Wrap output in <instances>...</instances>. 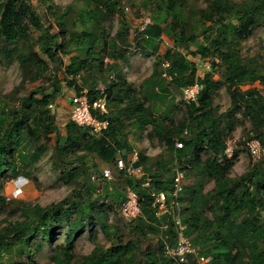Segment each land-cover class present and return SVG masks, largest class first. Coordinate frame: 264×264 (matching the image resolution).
<instances>
[{
    "label": "trees",
    "instance_id": "trees-1",
    "mask_svg": "<svg viewBox=\"0 0 264 264\" xmlns=\"http://www.w3.org/2000/svg\"><path fill=\"white\" fill-rule=\"evenodd\" d=\"M120 2L75 0L58 11L49 6L47 12L54 22L50 27L33 14L29 0L0 2V57L17 60L23 72L21 85L0 99V212L14 207L12 217H6L0 227V264H39L35 253L62 230L64 243L52 259L56 264H73L75 239L86 230L96 237L95 225L104 231L108 228L105 204L120 208L126 195L110 190L98 160L116 166L120 152L125 150L126 157L133 151L125 137L126 120L141 130L152 126V137L174 147L172 157L156 161L153 167L151 158L139 153L136 166L144 172L141 177L118 170L126 188L139 195L141 214L132 222L121 219L128 224V232L115 228L108 247L93 240V250L78 264H197L193 256L183 263L167 255L166 244H176V229L167 216H157L150 195L151 189L170 192L177 164L186 175L189 169L200 170L205 181L214 182V188L204 192L205 181L199 180L180 199L181 208L185 203L181 218L187 235L200 254L211 257L207 264H264V157L234 179L230 177L233 157L226 155L227 132L234 126L232 116L237 111L250 122V139H258L264 147V61L241 52L242 43L264 24V0H207L206 8L195 12L196 27L187 17L188 0H157L141 33L142 48L157 54L164 35L171 42L163 56H156L154 71L143 82L144 99L115 63L106 67L116 71L118 82L96 88L97 75L105 72V59L118 61L125 56L126 38L105 37L103 24L116 14L125 24ZM32 15L37 16L40 32L36 42L26 22ZM53 28L56 33L51 32ZM35 45L50 58L52 68L37 60ZM166 62L169 67L164 70ZM206 62H210L209 72L198 77V69ZM165 71L170 79L163 76ZM83 72L85 82L94 79L89 89L77 86ZM213 73L218 80L212 78ZM28 79L41 83L20 96ZM63 82L74 86L77 95L87 91L91 100L106 94L113 107L107 115L94 114L109 121L107 131L94 135L71 119L64 124V133L59 130L52 108L60 103ZM196 84L200 88L197 99L184 101L185 116L174 123L171 115L178 108L174 89L183 91ZM221 86L230 96L225 112L214 106ZM177 140L184 142L183 148L174 146ZM49 148L52 165L71 189L69 195L47 206L8 200L3 195L5 180L30 176ZM99 174L102 179L98 181ZM146 177L151 178L150 188L145 186ZM164 223L168 224L165 229ZM153 238L157 240L154 246L149 242ZM25 256L26 262L18 260Z\"/></svg>",
    "mask_w": 264,
    "mask_h": 264
},
{
    "label": "rangeland",
    "instance_id": "rangeland-1",
    "mask_svg": "<svg viewBox=\"0 0 264 264\" xmlns=\"http://www.w3.org/2000/svg\"><path fill=\"white\" fill-rule=\"evenodd\" d=\"M3 0H0L2 2ZM120 8L124 11L125 21L124 25L121 21L120 14H116L114 17L105 19L104 27L105 37L116 38L125 37L126 43L124 45L125 56L118 61L105 59V67L101 74L96 77V88L106 89L107 86H112L118 82L116 71L108 70L106 66L111 64H117L118 71L123 73L131 84V86L138 91V96L144 99L142 92L143 82L154 71L156 64V56L164 55L170 44V39L164 35L163 41L159 44V50L157 54L150 50H143V32L145 24L149 23L153 12L156 9L157 0H120ZM242 2L244 0H236ZM32 5L33 14H38L42 19L41 23L44 27L54 26L53 17L47 10L49 6L56 7L57 11L62 10L69 4L75 2V0H29ZM207 6V0H188V14L187 17L191 18L193 25L198 26V18L196 17V11L204 9ZM2 8L0 7V12ZM32 27L30 30L31 38L36 42L40 35L38 28L37 16H29L26 20ZM52 33H56L57 29H51ZM70 35H68L69 37ZM70 38V37H69ZM99 51V48L97 49ZM194 50V47L192 48ZM35 52H37V60L43 62L52 68L53 63L50 58L43 54L37 45H35ZM241 52L243 56L254 57L259 62L264 61V24H259L254 30L252 36L242 43ZM186 54V52H185ZM196 61L198 59H195ZM200 63V60H199ZM209 64H203L197 71V76L202 77L210 68ZM97 70V72H98ZM22 69L17 60L9 62L5 56L0 57V99L8 94H11L14 89L18 88L21 84ZM87 76V75H86ZM84 72L78 78L77 86H83L89 89V84L92 86L94 79L85 82ZM212 78L218 80L217 73L212 74ZM41 81L30 82L29 79L25 85L21 87L20 96L27 93L28 90H33ZM254 86H259L256 83ZM244 87V89L248 88ZM260 87V86H259ZM77 95L75 87H70L66 82L62 83V89L60 94V103H57L55 108H52V112L56 115V123L61 132L64 133V124L70 119L71 114V101L70 97ZM174 96L178 108L175 109L171 115L174 123H179L185 116V100L181 90L174 89ZM109 110L113 107L111 102H108ZM214 106L220 108V112H225L230 106V96L225 86H221L214 97ZM233 128L228 131L226 141L228 158L233 157V167L230 171L231 178H239L241 175L248 172L252 165L257 162L248 152L246 148V142L252 137L251 125L248 119L242 117L241 111H237L233 114ZM125 137L129 144L132 146V150H136L139 153H144L151 158L150 165L154 167V163L158 160H166L172 157L174 150L173 146H169L160 141L158 137H152V126H148L145 130L138 128V125H134L132 120H126ZM175 146V145H174ZM128 150V149H127ZM123 152H126L125 150ZM131 152V151H130ZM51 149L49 148L46 154L32 167L30 176H18L9 177L5 180L3 195L13 201H24L32 204H39L41 206H47L51 203L57 202L71 192L70 187L64 183L60 176L59 170H56L50 160ZM205 155L203 158L205 159ZM100 163V170L108 168L112 171L113 179L108 181L110 190H118L121 194L126 195L128 188H126L125 178L117 170L114 164ZM187 164V163H185ZM101 174L97 175L96 180H101ZM205 181V177L201 174L200 170L189 169L184 181L185 191L184 198L188 195L189 189L197 181ZM100 187V186H99ZM214 188L213 181H205L203 186L204 192H208ZM109 200V199H107ZM110 202L105 204L108 217L105 219V223L108 228L105 231L99 226L95 225L94 228L97 231V236H91L89 231H85L79 235L74 241L73 264H78L82 257L91 253L94 248L93 240L108 247L111 243L112 234L115 228H118L121 232H128V224L123 222L119 218L118 208L113 209L110 206ZM13 206H7L0 212V227L5 225L6 217H12L11 211ZM118 209V210H117ZM182 213H185V203L182 204ZM208 216H211V212H206ZM65 231H60L50 241L43 245L41 251L35 253V258L39 264H56L52 259L53 253L58 249L60 245L64 243ZM156 239L153 238L150 242L152 246L156 244ZM18 260L27 261V257L18 258Z\"/></svg>",
    "mask_w": 264,
    "mask_h": 264
},
{
    "label": "built area",
    "instance_id": "built-area-1",
    "mask_svg": "<svg viewBox=\"0 0 264 264\" xmlns=\"http://www.w3.org/2000/svg\"><path fill=\"white\" fill-rule=\"evenodd\" d=\"M147 24V23H146ZM145 24V26H146ZM210 62H206L205 64ZM164 70L169 67V64L163 63ZM167 79H170L167 72L163 74ZM198 84L183 88V97L186 102L195 101L199 93ZM71 101L70 119L80 126L88 127L94 135H100L109 129V121L107 119L101 120L95 116L94 112L101 115L109 113L108 98L104 92L95 100H91L87 91L80 95H74L69 98ZM177 149L184 147V142L177 140L175 143ZM246 148L249 154L256 160L264 157V147L258 139H250L246 142ZM228 156V150H226ZM139 159V152L133 150L125 157V152H120L116 158V168L119 171H124L128 175H136L141 177L144 172L141 167L136 166ZM102 176L105 180L113 179L112 171L108 168L102 170ZM186 179V171L182 165L177 164L173 166V180L172 188L169 193L165 191L150 190V195L153 198V205L158 210L157 216H167V222L170 220L176 229L177 239L176 244L171 246L168 243L165 246L167 255L179 260L180 262L188 261V256H193L197 264H207L211 261L210 256L200 254L199 250L193 244L191 238L187 235V226L183 223L181 214V197L185 190L184 181ZM145 186L151 187V178L146 177ZM119 218L125 222H132L141 214V207L139 202V195L132 189H128L126 199L118 210ZM168 224L164 223L162 228H167Z\"/></svg>",
    "mask_w": 264,
    "mask_h": 264
},
{
    "label": "crops",
    "instance_id": "crops-1",
    "mask_svg": "<svg viewBox=\"0 0 264 264\" xmlns=\"http://www.w3.org/2000/svg\"><path fill=\"white\" fill-rule=\"evenodd\" d=\"M60 101V100H59Z\"/></svg>",
    "mask_w": 264,
    "mask_h": 264
}]
</instances>
